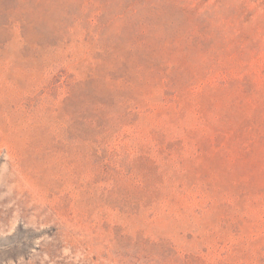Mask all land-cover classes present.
Segmentation results:
<instances>
[{"label":"rangeland","instance_id":"rangeland-1","mask_svg":"<svg viewBox=\"0 0 264 264\" xmlns=\"http://www.w3.org/2000/svg\"><path fill=\"white\" fill-rule=\"evenodd\" d=\"M0 264H264V0H0Z\"/></svg>","mask_w":264,"mask_h":264}]
</instances>
